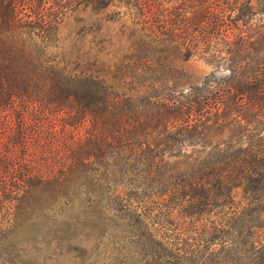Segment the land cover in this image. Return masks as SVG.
I'll return each mask as SVG.
<instances>
[{
  "label": "trees",
  "instance_id": "obj_1",
  "mask_svg": "<svg viewBox=\"0 0 264 264\" xmlns=\"http://www.w3.org/2000/svg\"><path fill=\"white\" fill-rule=\"evenodd\" d=\"M42 1L0 0V235L120 227L146 264H264V0H65L97 18L71 51Z\"/></svg>",
  "mask_w": 264,
  "mask_h": 264
},
{
  "label": "rangeland",
  "instance_id": "obj_2",
  "mask_svg": "<svg viewBox=\"0 0 264 264\" xmlns=\"http://www.w3.org/2000/svg\"><path fill=\"white\" fill-rule=\"evenodd\" d=\"M42 2H45L46 14L54 16L63 13L57 17L62 20L58 31L59 38L63 40V49L71 51L78 47L75 34L83 28V25L93 23L97 18L91 16L88 9L83 10L82 7L70 9L67 6L68 1L65 0H43ZM32 5L37 7L38 2ZM98 18L103 19L104 30L112 38V44H115L105 60L113 65L125 64L127 60H122V56L117 55L116 48L126 47L124 40L135 19L133 11L114 4ZM259 19L264 21V16L258 15L256 20ZM91 39L92 37H88V40ZM117 40L122 43L118 45ZM90 47V54L93 55L98 47L87 44L85 50ZM177 64L195 80L201 79L214 70L212 66L195 57ZM226 72L228 73V71L220 70L215 74L222 75ZM64 229L66 230V226L64 228L63 225L59 228L27 225L13 229V235L6 238L0 235V264H146L148 259L146 253L151 244L145 239L144 241L135 239L123 228L110 227L103 237L98 230L88 231L77 227L74 232L69 228V233L66 235L69 238L61 240L57 236H60L61 230ZM82 230L89 234L86 233L87 236H85Z\"/></svg>",
  "mask_w": 264,
  "mask_h": 264
}]
</instances>
